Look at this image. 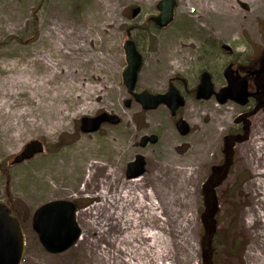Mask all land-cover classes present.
Listing matches in <instances>:
<instances>
[{
	"label": "rangeland",
	"instance_id": "1",
	"mask_svg": "<svg viewBox=\"0 0 264 264\" xmlns=\"http://www.w3.org/2000/svg\"><path fill=\"white\" fill-rule=\"evenodd\" d=\"M159 1L0 0V101L28 113L17 121L23 127L0 115V201L13 205L20 217L26 240L22 264H201V190L226 158L232 163L216 189L217 264H264V110L253 111L245 138L231 149L229 131L238 128L235 120L246 107L220 104L214 97L198 100L194 94L203 71L211 73L218 90L230 62L242 72L260 68L264 0H176L173 21L164 28L150 20L160 13ZM135 8L140 12L134 17ZM128 30L143 59L138 91L164 93L169 82L176 84L186 97L176 117L165 105L155 110H144L134 100L125 105L131 97L123 81ZM57 39L71 43L63 49L71 54L61 62L59 78L71 68L70 78L81 89L70 110L91 104L58 125L56 108L36 109L28 91L12 90L7 83L39 54L51 52L62 60L52 50ZM86 84L95 89L86 91ZM102 112L116 114L120 122L92 133L81 130L83 117ZM178 117L190 124L187 135L177 130ZM150 134L159 140L140 146L142 136ZM34 139L44 143V152L12 165ZM137 154L145 157L146 172L134 185L126 172ZM90 171L95 174L89 179ZM126 190L150 193L144 200L155 204L144 212L133 210L136 224L122 215L132 212V205L124 210L111 201ZM57 199L76 204L82 234L70 249L52 254L39 242L32 216ZM148 232L157 240L146 237Z\"/></svg>",
	"mask_w": 264,
	"mask_h": 264
},
{
	"label": "water",
	"instance_id": "2",
	"mask_svg": "<svg viewBox=\"0 0 264 264\" xmlns=\"http://www.w3.org/2000/svg\"><path fill=\"white\" fill-rule=\"evenodd\" d=\"M176 0H160L157 3L159 14L151 16L150 20L160 28L169 25L174 18ZM140 8L133 10V16L139 14ZM123 48L126 55L127 66L123 71V81L128 93L132 96L125 100L129 107L132 100L139 103L144 110H155L165 105L171 116H177L178 110L185 106L186 98L173 82L164 93H152L149 90L136 91L139 73L143 59L135 41L131 38L130 30ZM227 51L231 47L224 44ZM264 67L250 71V74L261 73ZM226 84L220 89L215 88L212 75L203 71L196 87L195 97L198 100H208L215 97L217 102L225 104L234 101L244 106L248 103L251 92L246 75H242L239 68H234L233 63L226 66L223 72ZM120 118L116 114L102 112L95 117H83L81 130L85 133L98 131L105 123L118 124ZM176 128L182 135H187L190 124L180 117L176 121ZM159 140L157 134L142 136L139 144L144 147L148 143L155 144ZM45 146L41 140L34 139L25 144L21 152L14 156L11 164H19L30 160L44 152ZM146 172V159L142 154H137L133 161L128 163L126 176L128 179L137 178ZM77 206L73 201L57 199L48 201L39 207L32 216V228L36 232L39 242L44 249L52 254L64 252L74 246L80 239L82 230L76 218ZM25 233L23 226L15 212L8 204L0 201V264H22L25 254Z\"/></svg>",
	"mask_w": 264,
	"mask_h": 264
},
{
	"label": "bare ground",
	"instance_id": "3",
	"mask_svg": "<svg viewBox=\"0 0 264 264\" xmlns=\"http://www.w3.org/2000/svg\"><path fill=\"white\" fill-rule=\"evenodd\" d=\"M186 2L190 3L192 0H185ZM71 44L68 41H63L57 39L56 44L53 45L52 50L55 53V55L58 54V56H62L60 58L54 59L53 55L45 53V54H39L37 58L32 59L29 61L28 65L30 68L25 67L21 73L20 77H14L7 80V83L9 84L10 89L17 88V91L20 90H26L29 92L31 97L33 99H36L35 102V108L36 109H54L56 108V112H59L61 115L59 117V121L57 122V125L59 123H64L67 120H69L71 117H74L78 113H83L86 110H89L91 107L90 103H83L79 108L75 110H70V106H72V102L75 100V98L79 95L81 89L78 84H76L73 80H71L69 73H71V68L67 71H65L63 75V79L61 80L60 77V65L61 62L69 61L68 56L71 54V51H65L63 52V49H66V45ZM80 46V44H79ZM78 47V46H77ZM170 59V58H169ZM38 66L42 67V71H38ZM66 69H68V66H65ZM95 89L92 85L86 84V91H92ZM18 111H12L10 107V103L8 101H0V115L2 118L7 117L8 119L11 118V121H13V124L11 121H8V124H12L14 127H23L20 125V122H17L19 118L27 115L28 113L26 111H20V110H27L18 108L16 109ZM31 122V125H36L38 122L33 119H29ZM39 124V123H38ZM8 125V126H9ZM42 125V123H40ZM53 126H57L56 124H52ZM93 166L103 170L105 165H101L97 162H94ZM98 170H96L97 172ZM95 172L90 171L89 173V179L94 176ZM114 175V172H113ZM141 177V176H140ZM140 177L129 179L132 181V184H137V181ZM101 194L103 195L104 199L106 201H110V198L107 197V192L102 191ZM148 199L150 198L151 194H146ZM145 193L143 192H131V191H124L121 194L116 195L115 197H111V201L114 203H117L118 206L120 205L123 207L122 209L125 210V206L132 205L131 209L132 212H123L122 215L129 220H134V224L137 223V220L133 218V210L139 209L144 212L145 208H148L149 210L155 208V204L152 202H145L146 198ZM107 202L111 205L113 202ZM105 202V201H104ZM119 208V207H118ZM119 210V209H118ZM148 219H151V215H148ZM143 235V234H140ZM149 239H152L153 241L157 240V237L153 233H149L146 235Z\"/></svg>",
	"mask_w": 264,
	"mask_h": 264
},
{
	"label": "trees",
	"instance_id": "4",
	"mask_svg": "<svg viewBox=\"0 0 264 264\" xmlns=\"http://www.w3.org/2000/svg\"><path fill=\"white\" fill-rule=\"evenodd\" d=\"M261 65H264V57L261 58ZM261 109L264 110V107ZM253 111L254 110H247L244 113H242L238 118H236L235 123L238 125V128H236V130H234V128H231L229 131L230 136H232L231 142H229V146H228L229 148L232 149L235 142H239L240 140L245 138L246 130L250 126L249 116L254 113ZM229 137H226V140H228ZM230 162L231 160L226 158L224 165L225 167L222 165L213 167L207 181L204 183L203 188L201 190L202 199H203V205L200 209V216L203 223V230L201 237V247H202L201 264H217L220 258V253H219L220 230L218 228L220 221L218 218L219 207H218V198L216 195V189L225 180L229 172L228 166ZM8 205L10 206L11 210L15 212L18 218L20 219L15 207L10 203Z\"/></svg>",
	"mask_w": 264,
	"mask_h": 264
},
{
	"label": "flooded vegetation",
	"instance_id": "5",
	"mask_svg": "<svg viewBox=\"0 0 264 264\" xmlns=\"http://www.w3.org/2000/svg\"><path fill=\"white\" fill-rule=\"evenodd\" d=\"M230 51L231 50H229L227 52H230ZM231 63L232 62H230L229 64H231ZM263 67H264V65H261L260 68H258V69H261ZM254 70H256V69H254ZM250 71H252V70H248L247 72L241 71V74L246 75L248 78L249 91L251 92V96L249 97L248 103L246 105H244L243 107H246L245 110H261V108L264 107V70L261 73H257V74H250ZM177 88H178V86H177ZM195 91H196V89L194 90V94H195ZM137 92H140V91H138V89H137ZM175 126H176V124H175Z\"/></svg>",
	"mask_w": 264,
	"mask_h": 264
}]
</instances>
